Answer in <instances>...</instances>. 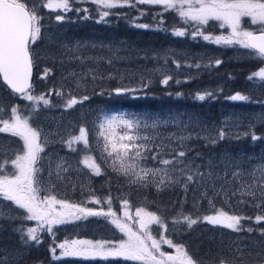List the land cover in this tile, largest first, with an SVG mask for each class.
I'll return each instance as SVG.
<instances>
[{"label":"trees","instance_id":"obj_1","mask_svg":"<svg viewBox=\"0 0 264 264\" xmlns=\"http://www.w3.org/2000/svg\"><path fill=\"white\" fill-rule=\"evenodd\" d=\"M31 2L36 4L38 15L42 17L41 38L31 46L33 94H43L50 99L49 106L41 104L40 112L60 116L74 130L78 126L86 127L91 141L97 133V122L104 113L123 110L131 116H144L162 124L167 132L188 134L190 138L182 145H163V158H171L173 149L184 150L187 155L182 159L191 161L201 172H205L209 165L217 164L224 155L240 156L245 161L243 167L254 159L264 161V80L259 77L249 79L251 74L264 66V62L250 55L251 50L240 45L206 41L199 35L193 38L192 32L197 27L195 22L185 23L175 11H165L159 5L136 4L135 7L103 9L109 11V15L101 19V8L91 0H69L72 10L66 12L42 7L46 0ZM58 14L64 19L57 20ZM242 27L246 30L255 29L244 17ZM174 30H184L187 34L176 36ZM201 30L206 35H213L220 31L226 32L227 29L220 28L217 21H209ZM64 43L85 44L80 58L70 61L71 57H67L65 52L60 54L59 47ZM86 54L90 59H82ZM217 60L221 61L219 65L216 64ZM78 64L84 69L97 71L100 68L102 71L80 76V85L75 87L64 74L69 72L71 66L78 67ZM111 67L124 69L126 73L121 76L104 72ZM45 70H50L47 76L44 75ZM165 76L171 77L167 85L162 83ZM144 84L147 87H143ZM118 87L136 91L117 95L113 89ZM57 92L63 95L58 96ZM237 93L249 99L231 100L230 97ZM68 94L77 99L87 95L89 99L66 110L64 105L70 97ZM199 95H204L205 99H198ZM0 104L4 106L3 116L14 106L28 114L32 102L10 91L0 78ZM260 111L263 114L258 121L244 122L238 129L225 132L224 139L218 138L219 131H225V115L233 112L245 117ZM38 119L40 116L32 114L30 122L35 124ZM253 134L258 139L253 140ZM213 139L215 143L211 142ZM10 143L11 148L22 147L18 138L11 137ZM44 145L45 153L63 152L75 156L76 160L81 155L82 147L79 153L69 151L62 141H49ZM88 149L90 155L101 164L102 174L94 175L91 169L81 165L82 183L56 179V185L47 184L57 199H65L93 210H105L108 209L105 201L111 196L112 210L119 218H123L122 201L128 199V211L133 218H136L135 211L139 207L160 215L168 230L153 224L152 234L157 239L163 235L174 243L185 245L200 264H219L221 259L230 264H240L241 259L243 264H264L261 260L264 256V235H261L264 222L255 221L257 215H264V197L261 194L254 197L246 195L240 203H235L214 191L206 196L201 195L193 183H189L187 190L181 183L158 191L152 180H148V186L132 184L129 177L113 171L110 160L103 162L99 146L91 143ZM147 163L154 165L151 161ZM41 164L39 176L48 181L51 177L49 166L46 160ZM72 176L77 179L74 172H70L66 174L65 181ZM76 176L80 178L79 174ZM94 198L100 199L102 203L91 202ZM218 209L244 217L240 225L242 230L226 229L229 233H224L233 238L232 241L238 246H232V241L220 246L215 240L216 233L211 230L216 225L203 220L205 215H211ZM5 210L6 216L26 215L24 210L12 204L8 208L6 206ZM181 211L198 222L191 228L182 218L180 223L173 224V218ZM32 223L22 218L0 220V264H142L120 257L62 256L58 255L59 248L53 255L51 248L70 238L117 243L126 239L106 216H89L53 226V233H40L39 244L31 241L25 244L21 239L22 233L15 229L23 228L26 231L32 227ZM161 248L174 251L166 244H162Z\"/></svg>","mask_w":264,"mask_h":264},{"label":"snow or ice","instance_id":"obj_2","mask_svg":"<svg viewBox=\"0 0 264 264\" xmlns=\"http://www.w3.org/2000/svg\"><path fill=\"white\" fill-rule=\"evenodd\" d=\"M101 9V19L109 15V11L103 9H113L117 7H135L136 4L159 5L165 11H175L185 23L195 22L197 27L192 32L193 38L197 35L202 36L206 41H214L217 44L240 45L244 49H249L250 55L264 62V0H91ZM50 11H71L69 0H46L41 5ZM79 11V9H77ZM86 11V10H85ZM143 14V13H142ZM250 17V24L257 25L254 30H246L242 27V18ZM42 17L38 15L36 4L31 0H0V78L3 83L18 94L23 99L32 102L29 105L33 114H39L41 104L44 107L50 105V99L45 95L33 94V85L31 81L33 56L32 48L42 35ZM57 20H63L62 15L56 16ZM209 21L219 22L220 28L230 30L228 35L211 36L206 35L201 30L202 26H207ZM147 27L146 25H138ZM174 35L185 36L184 30H174ZM221 61L217 60L219 65ZM199 67V65H197ZM50 70H45L47 76ZM259 77L264 80V67L259 68L249 76V79ZM95 78V77H94ZM170 76H165L162 80L164 85L169 83ZM147 87V84L142 85ZM113 91L117 94L136 91V89L115 88ZM56 95L62 96V92ZM204 100V95L197 97ZM89 96L85 95L80 99L70 96L65 101V109H71L77 104H82L88 100ZM233 101H246L249 98L242 94H235L230 97ZM4 106L0 104V113ZM11 120V122H9ZM0 133L11 132L13 136H18L23 140L22 153L16 155L12 161L14 171L10 174L5 173L0 167V220L5 218L15 220L22 218L27 221H35V227H28L25 231L23 228H17L15 231L21 232V239L27 244L29 241L39 244L41 242L40 233H53L54 225H61L71 220L87 218L89 216H106L111 217V223L115 225L126 239H121L118 243L107 240H88L74 239L64 240L62 243L51 248L55 255L57 248L61 250L62 256L84 257V258H102L120 257L124 260L140 261L142 264H200L186 249L185 245L174 243L161 235L157 239L152 234L151 226L159 225L167 231L165 220L154 212L146 211L139 207L135 211V223L138 224L136 230L127 222L133 217L128 211L130 203L128 199H123L124 208L123 220L119 218L115 211L112 210V198L109 196L105 201L108 204V211L93 210L91 208L81 207L74 203H69L65 199H57L56 195L51 194L50 188L44 185V181L39 176L41 169L36 167L40 158L43 147L40 143L41 132L38 128L32 127L29 118L20 115L17 107H11L9 119L0 116ZM156 127L155 124L149 125L139 119H129L123 115L105 116L103 122L98 125V137L103 143L99 145V151L104 157V163L110 160V166L116 173L129 177L130 183H141L148 186L150 183L148 177H158L153 180L157 190L176 184H183L187 190L189 183L208 182L213 177V172H201L198 166H194L191 161L182 159L186 157L187 152L184 150H172L174 154L171 158H163V146H157L154 138L147 134H141L142 128ZM226 133L220 130L219 139H224ZM252 139L258 137L252 135ZM215 143V139L211 141ZM82 143L85 149L89 148L88 131L86 127H79V134L72 136L68 141V147L76 151L75 144ZM151 145V146H150ZM159 148L160 150H156ZM5 150L0 148V154ZM154 162V167H147L146 162ZM84 163L91 169L94 175L102 174V167L92 156H85ZM145 165V166H142ZM162 166V167H161ZM195 167V171L193 168ZM211 168V165H209ZM60 168V165H58ZM139 169V171H137ZM67 171V169H63ZM175 174V175H174ZM51 175V173H49ZM58 178L59 173L57 174ZM233 175H238L234 173ZM244 191L255 196L256 192L251 186H242ZM261 196L264 197V181L259 185ZM41 192L47 193L43 197ZM235 195V193H233ZM3 202H11L13 206L22 209L26 215L14 216L7 215L2 210ZM91 202L101 204L102 201L94 198ZM211 203V201H210ZM260 207V205H257ZM187 223L188 228L198 222L191 215H185L182 211L177 217L173 218L172 223ZM244 217L231 215L223 209L214 211L212 215H205L203 220L212 225H221L233 231L242 230L241 220ZM251 219V218H248ZM257 223L264 222V215L255 217ZM251 231L252 229H247ZM158 231V230H157ZM264 235V230H261ZM166 244L174 252L169 253L162 250L161 245ZM240 251L239 249L237 250ZM259 255V254H258ZM264 261V256L261 257ZM219 264H230L229 261L221 259ZM235 264V262H233ZM243 264V260H240Z\"/></svg>","mask_w":264,"mask_h":264},{"label":"rangeland","instance_id":"obj_3","mask_svg":"<svg viewBox=\"0 0 264 264\" xmlns=\"http://www.w3.org/2000/svg\"><path fill=\"white\" fill-rule=\"evenodd\" d=\"M102 11V9H101ZM247 22L250 24V17H244ZM254 28H257V25H251ZM227 29V28H226ZM251 30V29H248ZM230 32L229 29L225 31H220V32H216L215 34L211 35L213 37L215 36H219V35H228ZM85 47V44H74V45H67L66 43L62 44L59 47L60 50V54H63V52H65V55H67V57H71L70 61H74L75 59L80 58L79 55H81L83 48ZM202 52V51H201ZM87 57V58H86ZM90 56L89 55H84L82 56V59H88ZM90 59V58H89ZM80 64V63H79ZM78 64V67H73L69 70L68 73L64 74L65 78L70 79V81L73 83V85L75 87H78L80 85V76H84L85 74L88 73H94V72H101L102 70L100 68H97L98 70L96 71L95 69H84L81 67V65ZM264 67V66H263ZM119 69V68H118ZM104 71V70H103ZM154 71V70H152ZM105 73H113V75L117 74V75H124L126 73V70L124 69H119L117 70V68L111 67L106 69V71H104ZM71 94H68V96H70ZM81 97H83V95H81ZM68 99V98H67ZM17 107V106H14ZM41 107V106H40ZM18 108V107H17ZM20 115H22L23 117L29 118V123L32 127L38 128L41 132V136H40V143L43 147V151L39 154L40 155V159L36 165V167H39L41 169V164L42 161L46 160V163L49 166V173H51V177L50 179L43 180L44 181V185L42 186H47V184H51V185H56L55 181L56 179H62V182H67V183H71L68 181H74L77 180L79 183H82L84 180L82 177H80V174L83 172L81 170V165H85L84 163V158L85 156H91L90 155V149H85L82 143H78L75 144L74 147L76 148V151L73 152H78L81 150L80 148L82 147L81 150V155L79 157L78 160L75 159V156L72 155H68L67 153H63V152H47L45 153V145L47 142L49 141H62V143L66 146L65 148L69 151L70 148L68 147L67 141L74 135H78L79 134V126L78 128H75V130L73 129V126L71 124H68L66 122H64L61 117H56V115L54 113L51 112H40V108H39V114L37 116H40V119H38L35 124H32L31 122V115L33 114L31 109L29 111V113H25L24 111H22L21 108H18ZM3 112L0 113V116H2ZM123 115L126 118L129 119H139L142 122H147L149 125L155 124L156 127H149V128H142L141 129V134H147L150 135L151 137L154 138L155 144L157 146L160 145H166L169 144V146H173V145H182L184 144L186 141H188V139L190 138L188 134L186 133H173V132H167L165 131L164 128H162V124L157 123L153 120H148L146 119L144 116H131L128 115L127 112L125 111H112V112H107L104 113L102 115V117L100 118V120H98L97 124L99 125L100 123L103 122V119L105 116H110V115ZM262 111L260 112H253V113H249L247 115H245V117H243L242 115L236 114L231 112L230 114L225 115L224 117V126H225V132H232L236 129H238L239 127L243 126L244 122H249V123H254L256 121L259 120V118L262 116ZM11 115V110L7 113L3 115L4 119H9ZM26 115V116H25ZM35 114H33L34 116ZM31 121V122H30ZM11 122V120L9 121ZM98 125H97V133L95 134L94 140H90L89 138V146L90 144H95L97 146H99L100 144L103 143L102 139H96L98 137ZM0 127H3V124L0 123ZM161 127V128H160ZM11 137H15L19 139V142H21L22 147H14L11 148ZM151 146V145H150ZM0 148H3L5 151L3 152V154H0V167L3 168L5 173H12L14 171V166L12 164V161L16 158V155H20L23 154L22 153V148H23V140L18 137V136H13L11 134V132H2L0 133ZM17 148V149H16ZM83 151H87V153L83 152ZM89 152V153H88ZM79 155V154H78ZM242 158L240 156L236 157V156H229V155H224L221 160L215 164V165H211V168L208 166L206 168L205 173H207L208 171H212L213 172V177L210 181L208 182H192L194 188L197 190L198 193H200L201 195L206 196L207 193H209L210 191H214L217 194H220L222 198L233 200V202L235 203H240L243 198L248 195L245 191L244 188L242 186H251V189L253 191L256 192V194H261V190L259 188V185L261 184L262 181H264V161L263 160H252L251 162L248 163V165L246 167L244 166L245 161L241 160ZM58 165H60V168H58ZM145 166V165H142ZM146 166L147 167H154L155 165H151L148 164L146 162ZM162 167V166H161ZM63 169H67V171H64ZM91 171V170H90ZM137 171H139V169H137ZM70 172H74L75 177L77 179H74V177H67V181H65V176L67 173ZM92 172V171H91ZM204 172V171H202ZM59 173V177L58 178V174ZM234 173H238V175H233ZM76 174H79V179L76 176ZM40 175V172H39ZM158 177H148V180H158ZM52 189V188H50ZM233 193H235V195H233ZM47 193L45 192H41L40 196L43 197L44 195H46ZM232 202V204H233ZM4 206L2 207V210L5 212V214L7 213L5 208L8 205L11 204V202H3ZM10 208V207H9ZM105 212L108 211V209L103 210ZM124 213V212H123ZM214 214V213H213ZM212 215V214H211ZM103 216V215H102ZM109 220H111V217H108ZM122 220V216L120 217ZM137 218H133L131 221H127L134 230H136V226H138V224L135 223ZM73 221V220H71ZM33 222L32 227L36 226V222L35 221H30ZM54 226H58V225H54ZM230 230L228 228H225L221 225H216L215 228H211V230H214V233H216L215 235V240L217 241V243L222 246L224 244H228L232 241L231 237H227L225 236L227 232V230ZM233 231V230H231ZM225 233V234H224ZM123 234V233H122ZM124 235V234H123ZM230 235H232L230 233ZM126 238V237H125ZM68 240H71L68 239ZM239 244V243H238ZM232 246H238L235 241H232ZM60 250V249H59ZM163 250V249H162ZM164 251V250H163ZM165 252H169L172 253L174 252L173 250L171 251H165ZM61 250L59 251L58 255H61Z\"/></svg>","mask_w":264,"mask_h":264},{"label":"water","instance_id":"obj_4","mask_svg":"<svg viewBox=\"0 0 264 264\" xmlns=\"http://www.w3.org/2000/svg\"><path fill=\"white\" fill-rule=\"evenodd\" d=\"M33 74H34V68H32V77H31V81H33ZM1 80H2V78H1ZM3 82V81H2ZM7 87V86H6ZM8 88V87H7ZM10 91H11V89L10 88H8Z\"/></svg>","mask_w":264,"mask_h":264}]
</instances>
